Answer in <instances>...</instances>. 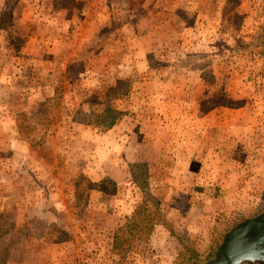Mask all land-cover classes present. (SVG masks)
<instances>
[{"label": "rangeland", "instance_id": "obj_1", "mask_svg": "<svg viewBox=\"0 0 264 264\" xmlns=\"http://www.w3.org/2000/svg\"><path fill=\"white\" fill-rule=\"evenodd\" d=\"M262 211L264 0H0V264L205 262Z\"/></svg>", "mask_w": 264, "mask_h": 264}, {"label": "water", "instance_id": "obj_2", "mask_svg": "<svg viewBox=\"0 0 264 264\" xmlns=\"http://www.w3.org/2000/svg\"><path fill=\"white\" fill-rule=\"evenodd\" d=\"M192 264H264V211L231 227L210 260Z\"/></svg>", "mask_w": 264, "mask_h": 264}, {"label": "trees", "instance_id": "obj_3", "mask_svg": "<svg viewBox=\"0 0 264 264\" xmlns=\"http://www.w3.org/2000/svg\"><path fill=\"white\" fill-rule=\"evenodd\" d=\"M115 97L116 98H125V94L123 93H119V92H117L116 94H115ZM109 112L111 111V115L109 116V118H110V121L106 124V125H104L103 127H102V129H108V128H110L113 124H115L116 123V121L118 120V116L117 115H119L120 113H119V111H117V110H115V109H112V110H109V109H107Z\"/></svg>", "mask_w": 264, "mask_h": 264}, {"label": "crops", "instance_id": "obj_4", "mask_svg": "<svg viewBox=\"0 0 264 264\" xmlns=\"http://www.w3.org/2000/svg\"><path fill=\"white\" fill-rule=\"evenodd\" d=\"M29 173H30V175H31V177L33 178V180L35 181V183H36V180L34 179L35 177H36V173L32 170V168L29 170ZM6 197H5V200H11V196H9V195H5ZM18 206V205H17ZM20 210V209H19ZM18 210V208H17V211H16V213H15V215H19V211ZM18 217L17 216H15L14 218H13V221L15 222L14 223V226L16 227L17 226V224H19V219H17Z\"/></svg>", "mask_w": 264, "mask_h": 264}]
</instances>
